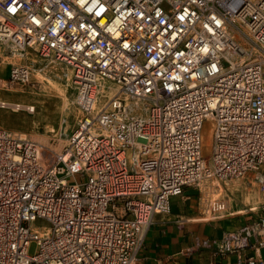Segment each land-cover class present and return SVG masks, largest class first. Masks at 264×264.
Returning <instances> with one entry per match:
<instances>
[{
    "label": "built area",
    "instance_id": "1",
    "mask_svg": "<svg viewBox=\"0 0 264 264\" xmlns=\"http://www.w3.org/2000/svg\"><path fill=\"white\" fill-rule=\"evenodd\" d=\"M0 44L20 60L2 86L34 52L70 69L80 111L52 159L0 127V264H135L186 187L250 215L218 249L264 264V0H0Z\"/></svg>",
    "mask_w": 264,
    "mask_h": 264
},
{
    "label": "rangeland",
    "instance_id": "2",
    "mask_svg": "<svg viewBox=\"0 0 264 264\" xmlns=\"http://www.w3.org/2000/svg\"><path fill=\"white\" fill-rule=\"evenodd\" d=\"M26 61L33 68L30 80L8 82L6 86H2L1 79L8 78L12 64L20 60L7 46L0 44V100L31 105L34 108L32 111L26 107L0 105V127L12 134L30 137L40 142L45 156L52 159L56 151L62 150L68 144L69 135L80 117L76 105V90L71 82V71L67 66L43 58L34 52ZM211 142L212 122L207 119L203 126L206 155L210 152ZM78 177L79 175L74 179ZM194 191H196L194 195L197 196L199 191L195 188ZM205 192L210 193L209 196H216L219 193L213 186L204 187L202 195ZM220 195L222 196V193ZM46 224L43 220L36 222L38 226ZM37 251L38 245L33 241L29 253L35 254Z\"/></svg>",
    "mask_w": 264,
    "mask_h": 264
},
{
    "label": "crops",
    "instance_id": "3",
    "mask_svg": "<svg viewBox=\"0 0 264 264\" xmlns=\"http://www.w3.org/2000/svg\"><path fill=\"white\" fill-rule=\"evenodd\" d=\"M195 192L186 187L183 196L171 198L170 212L154 215L135 264H237L239 259L256 254L253 248L240 255L219 251L218 240L223 234L238 228L250 215L214 216ZM242 209L234 203V210ZM261 252L264 254V249Z\"/></svg>",
    "mask_w": 264,
    "mask_h": 264
},
{
    "label": "bare ground",
    "instance_id": "4",
    "mask_svg": "<svg viewBox=\"0 0 264 264\" xmlns=\"http://www.w3.org/2000/svg\"><path fill=\"white\" fill-rule=\"evenodd\" d=\"M0 105L1 106H6V105H10L12 107H15V108H21V107H26V109L28 110H32L33 111V107L31 105H24V104H21V103H10V102H6V101H3V100H0ZM101 107V106H99ZM147 108L145 107V105L141 102H138L135 104L134 106V110H136L137 113H139V115H143L142 112H144ZM210 193L208 192H205L204 196H209Z\"/></svg>",
    "mask_w": 264,
    "mask_h": 264
}]
</instances>
